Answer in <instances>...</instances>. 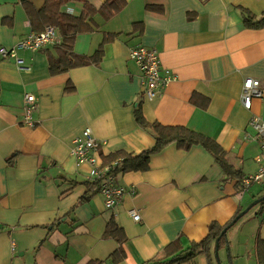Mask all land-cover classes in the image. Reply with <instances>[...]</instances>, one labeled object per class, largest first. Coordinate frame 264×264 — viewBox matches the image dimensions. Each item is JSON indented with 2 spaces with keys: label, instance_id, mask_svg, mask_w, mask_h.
Listing matches in <instances>:
<instances>
[{
  "label": "crops",
  "instance_id": "crops-1",
  "mask_svg": "<svg viewBox=\"0 0 264 264\" xmlns=\"http://www.w3.org/2000/svg\"><path fill=\"white\" fill-rule=\"evenodd\" d=\"M44 1L0 0V45L12 47L42 29L36 12ZM87 1L98 9L105 0ZM148 4L162 11L146 9ZM240 7L259 16L264 0H129L108 19L94 14L92 30L74 37L73 51L90 55L104 34L117 33L103 44L98 64L51 74V44L17 50L28 71L0 57V264H112L107 257L118 243L103 237L110 219L127 237L126 256L117 264H146L173 241L188 249L212 221L228 223L264 195V185L254 183L238 198L240 177L224 174L206 149L170 144L150 156L147 170L116 175L117 184L133 192L107 209L102 194L88 190L90 165L76 163L70 153L71 140L87 126L101 141L100 164L116 151L135 155L152 147L154 137L135 120L140 104L147 121L202 133L242 176L254 174L260 147L247 121L251 113L264 120V27H245ZM82 8L74 0L62 6L72 16ZM134 46L155 48L162 68L174 75L154 98L141 95V71L128 56ZM245 77L258 78L263 91L251 110L240 102ZM68 82L72 90H66ZM25 92L36 98L32 127L21 123ZM256 213L228 228L229 240L219 249L223 264H257L254 241L264 239V202ZM208 263L199 253L179 264Z\"/></svg>",
  "mask_w": 264,
  "mask_h": 264
},
{
  "label": "trees",
  "instance_id": "trees-1",
  "mask_svg": "<svg viewBox=\"0 0 264 264\" xmlns=\"http://www.w3.org/2000/svg\"><path fill=\"white\" fill-rule=\"evenodd\" d=\"M68 1L72 0H45L42 9L36 12V15H40L45 24L42 29L35 32L43 30L46 25H53L58 28L61 35L60 42L56 45L54 53L48 52V64L51 74L63 73L70 68L91 63L98 64L103 57V44L113 40L117 36V33L104 34L103 41L99 48L90 55L78 54L73 51L74 37L78 33L92 30L90 23L94 14L98 12L104 19H108L122 10L129 0H105L98 9L94 8L87 0H74L83 3L82 11L78 16H72L62 10V6ZM145 7L149 10L162 11L160 5L154 6L153 4H148ZM240 10L242 22L245 27H264V12L257 16L243 7H240ZM137 24H139V22H134V26ZM65 88L66 90H72L73 85L68 82ZM134 116L137 124L154 137L155 143L152 147L135 155L124 151H116L108 157H105V159L102 160V165L110 166L109 173L117 175L118 173H125L128 171H145L149 168V160L152 154L160 152L170 144H176L177 147L186 150L193 145H200L214 157L224 174L238 176L240 177L239 181L244 177L228 164L224 149L214 139L183 125H163L158 122H149L144 118L140 104H137L134 110ZM87 184L88 190H93L94 192L99 191V181L88 179ZM89 196V193L84 194L82 200L89 198ZM263 202L264 200L259 203L261 204ZM240 211L241 208L233 217ZM230 221L223 225L216 221H212L208 226L206 236L198 242H192L188 249L181 250L179 240L169 243L159 255L146 264H179L192 259L199 253L207 254L209 259L208 264H212L214 259H216L214 255L215 240L219 237V250L226 243V232L228 228L233 225L228 226ZM226 226V232L221 234ZM103 237L112 238L118 243V247L107 257L110 262L112 264H117L123 260L126 256L123 243L127 237L124 230L117 225L113 219H110L105 226ZM211 248L213 249V254L211 253ZM254 248L257 264H264V239L257 236L254 241ZM103 263L104 259H91L85 264Z\"/></svg>",
  "mask_w": 264,
  "mask_h": 264
},
{
  "label": "built area",
  "instance_id": "built-area-1",
  "mask_svg": "<svg viewBox=\"0 0 264 264\" xmlns=\"http://www.w3.org/2000/svg\"><path fill=\"white\" fill-rule=\"evenodd\" d=\"M60 35L56 26L46 25L39 32H28L16 45L6 47L0 45V57L2 59H12L18 69L22 71L30 70V65L17 54L18 49H28L35 51L45 47L47 44L58 45ZM129 58L140 68L142 78L141 95L146 98L158 96L163 87L174 78L169 70H164L161 66L159 52L155 48L144 46H134L129 50ZM263 91L261 82L256 77H245L242 83L240 102L242 106L251 110L253 100L261 98ZM35 95L32 92H25L23 95V116L21 123L26 126H34ZM247 124L254 131V138L258 141L260 152L255 156L258 163L257 171L249 176H244L240 180V187L236 192L241 198L250 185L260 184L264 181V120L257 114L251 113ZM101 141L93 134L90 126L82 130L81 135L74 137L70 143V153L74 156L76 163L86 162L90 165L89 179L99 181V192L103 196L104 206L113 209L123 199L124 195L133 192L125 189L116 182V175L109 173L110 166L102 165L98 161V149ZM135 221H139L140 216L135 209L129 211Z\"/></svg>",
  "mask_w": 264,
  "mask_h": 264
},
{
  "label": "water",
  "instance_id": "water-1",
  "mask_svg": "<svg viewBox=\"0 0 264 264\" xmlns=\"http://www.w3.org/2000/svg\"><path fill=\"white\" fill-rule=\"evenodd\" d=\"M264 200V195L254 199L249 205H247L244 209H242L228 224V226L234 224L245 212H247L253 205L259 203L260 201ZM227 230V226L222 230L221 234H223L224 232H226ZM218 240L219 237L215 240V250H214V255L216 258V262L217 264H220V261L218 259Z\"/></svg>",
  "mask_w": 264,
  "mask_h": 264
},
{
  "label": "rangeland",
  "instance_id": "rangeland-1",
  "mask_svg": "<svg viewBox=\"0 0 264 264\" xmlns=\"http://www.w3.org/2000/svg\"><path fill=\"white\" fill-rule=\"evenodd\" d=\"M258 185H264V181H262L260 184ZM263 196V195H262ZM261 197V196H260ZM259 198V197H258ZM252 201V200H251ZM250 201V202H251ZM260 209V203H257L255 205H253L244 215H242L237 221L240 220L241 221H245V219L257 214L256 212ZM237 226V224H235ZM254 225H252L249 229H252ZM229 234H231V232H228V234H226V237H227V242L229 240ZM218 257L220 258V264H223L222 263V258L223 260H225V256L221 258L220 256V253H219V250H218ZM213 259H214V255H213ZM214 262H216V259H214ZM217 264V263H216ZM225 264V263H224ZM227 264V263H226Z\"/></svg>",
  "mask_w": 264,
  "mask_h": 264
}]
</instances>
